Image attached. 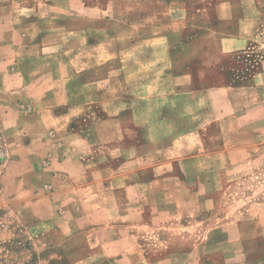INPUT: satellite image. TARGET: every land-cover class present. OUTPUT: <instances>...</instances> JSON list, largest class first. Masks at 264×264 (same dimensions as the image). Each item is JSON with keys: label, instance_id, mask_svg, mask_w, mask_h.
I'll return each instance as SVG.
<instances>
[{"label": "crops", "instance_id": "obj_1", "mask_svg": "<svg viewBox=\"0 0 264 264\" xmlns=\"http://www.w3.org/2000/svg\"><path fill=\"white\" fill-rule=\"evenodd\" d=\"M0 67L43 88L30 179L67 264H185L176 230L262 165L264 0H0Z\"/></svg>", "mask_w": 264, "mask_h": 264}, {"label": "rangeland", "instance_id": "obj_2", "mask_svg": "<svg viewBox=\"0 0 264 264\" xmlns=\"http://www.w3.org/2000/svg\"><path fill=\"white\" fill-rule=\"evenodd\" d=\"M42 89L20 84L19 69L0 67V264H67L48 244L50 231L42 226L45 214L37 213L41 203L30 179L45 168L31 157L50 156L56 146L54 134L41 132L36 123L34 100L42 96ZM259 153L262 165H254L240 179L222 181L226 195L215 198L224 209L220 216H211L206 226L176 230L189 240L172 246L174 253L191 257L185 264H197L198 257L200 264H227L231 252L237 260L242 254L256 258L264 253V148ZM217 217L236 222L238 228H212ZM177 259L175 263L182 264Z\"/></svg>", "mask_w": 264, "mask_h": 264}]
</instances>
